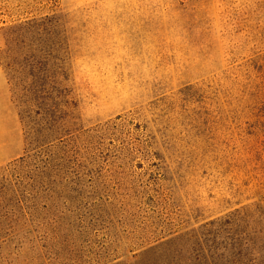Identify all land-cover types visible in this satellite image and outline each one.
I'll list each match as a JSON object with an SVG mask.
<instances>
[{
  "label": "rangeland",
  "instance_id": "rangeland-1",
  "mask_svg": "<svg viewBox=\"0 0 264 264\" xmlns=\"http://www.w3.org/2000/svg\"><path fill=\"white\" fill-rule=\"evenodd\" d=\"M0 67V264H145L264 203V0H0Z\"/></svg>",
  "mask_w": 264,
  "mask_h": 264
},
{
  "label": "trees",
  "instance_id": "trees-1",
  "mask_svg": "<svg viewBox=\"0 0 264 264\" xmlns=\"http://www.w3.org/2000/svg\"><path fill=\"white\" fill-rule=\"evenodd\" d=\"M25 27L20 25L9 30L11 41L18 48L24 47ZM8 42L10 39L7 45ZM21 56L20 53L16 57L14 66L19 68L14 71L16 74L23 72ZM31 59V70L37 71L41 58L34 55ZM12 67L8 64L3 68L7 77ZM17 80L23 86L22 92H41L38 84L33 82L26 86L23 78ZM150 251L162 255L145 264H264V203L236 209L160 246L151 247L145 254Z\"/></svg>",
  "mask_w": 264,
  "mask_h": 264
},
{
  "label": "crops",
  "instance_id": "crops-1",
  "mask_svg": "<svg viewBox=\"0 0 264 264\" xmlns=\"http://www.w3.org/2000/svg\"><path fill=\"white\" fill-rule=\"evenodd\" d=\"M1 68V67H0ZM0 100L2 102V108L0 109V144H7L5 137L10 133V100H9V92L7 81L5 79V75L3 71L0 69ZM16 129V125L14 127ZM4 156V155H3ZM2 158V154H0V159Z\"/></svg>",
  "mask_w": 264,
  "mask_h": 264
}]
</instances>
